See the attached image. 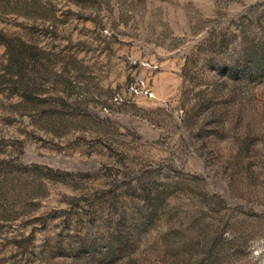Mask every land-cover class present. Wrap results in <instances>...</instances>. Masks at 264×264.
Returning a JSON list of instances; mask_svg holds the SVG:
<instances>
[{"label":"rangeland","instance_id":"rangeland-1","mask_svg":"<svg viewBox=\"0 0 264 264\" xmlns=\"http://www.w3.org/2000/svg\"><path fill=\"white\" fill-rule=\"evenodd\" d=\"M0 264H264V0H0Z\"/></svg>","mask_w":264,"mask_h":264}]
</instances>
